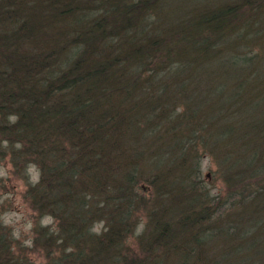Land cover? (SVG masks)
Wrapping results in <instances>:
<instances>
[{"label":"trees","instance_id":"1","mask_svg":"<svg viewBox=\"0 0 264 264\" xmlns=\"http://www.w3.org/2000/svg\"><path fill=\"white\" fill-rule=\"evenodd\" d=\"M162 1L0 0V136L7 142V148L0 146V157L10 149L14 166L24 170L34 163L39 168L37 181L25 193L38 215L54 219L34 228L33 242L48 252L45 264H247L245 255L255 245L264 264L260 231L253 233L254 243L247 248L243 242L237 248L220 244L235 241L219 236L226 223L205 228L209 208L197 207H205L206 198L193 193L182 201L189 206L182 207L175 197L185 193L182 183L168 185L169 179H163L157 196H165L168 204L149 206L140 250L124 240L138 225L137 199L128 192L129 184L103 187L107 197L100 200L101 177L114 183L111 179L120 174L115 169L122 171L127 156L136 157L133 138L120 144L123 129L137 127L147 116L146 122L157 120L158 130L169 118L182 116L175 118L157 103L147 110L156 91L172 88L180 93L201 83L191 75L193 68L218 64L216 52L224 44L226 68L249 67L248 56L233 51L259 34L263 21L246 7L264 0H177L184 9L193 6L171 25L165 12L169 3ZM179 35L183 44L168 48ZM155 50H166L175 60L159 75L158 63L151 62ZM159 76L163 85L157 84ZM144 94L146 116H136L138 96ZM126 103L133 107L127 110ZM228 131L224 127L213 135L219 145L232 134ZM163 156L157 155L160 163ZM169 206L177 208L175 213H169ZM99 221L106 222L105 229H96ZM16 240L0 216V264H34ZM216 248L220 252H209ZM218 253L222 256L216 260Z\"/></svg>","mask_w":264,"mask_h":264},{"label":"rangeland","instance_id":"2","mask_svg":"<svg viewBox=\"0 0 264 264\" xmlns=\"http://www.w3.org/2000/svg\"><path fill=\"white\" fill-rule=\"evenodd\" d=\"M161 4L166 6L165 12L170 16L171 25H175L181 14L193 6L184 9L183 3L178 6L177 0H163ZM198 4L195 3L194 6L197 7ZM260 4H263L261 8L258 7ZM246 9L249 15L257 17V21L260 18L263 20L258 25L259 34L253 35L250 38L252 40L244 45L242 42L237 44L233 51L241 57L247 55L249 63L246 66L249 67L226 68L224 59L227 55L223 51L226 50V44L222 45L216 52L218 64L210 65L205 62L194 69L196 82L201 83L190 84L188 91L180 93L169 88L161 99H158L157 104L163 102L166 113L175 115V118L176 114L182 115L176 120L169 118L166 124H163L164 127L160 126L158 130L154 129L156 119L150 118V121L146 122V106L148 105L149 110L154 103L146 104V94L138 96L137 104L141 106L138 107L136 116L146 117L138 121L137 127H134L135 123L133 128H124L122 135L126 137L123 136L120 143L130 144L129 137L133 138V147L137 149L136 157L132 160L127 156L122 163V171L120 168L115 169L120 174L114 183L108 184L109 180L101 177L104 185L101 183L100 192V200L103 202L106 196L103 187L121 185L120 182L125 181L129 184L128 192L135 193L137 204L134 214L138 225L134 232L124 238L134 250H140L139 239L145 234L144 230L150 218L149 206L168 204L165 196H157L160 193L158 187L162 185L164 178L169 179L168 185L171 181L182 183V189H186L183 195H175L182 207L189 206L187 201H182L193 193H200L206 198L205 207H197L204 210L209 208L203 222L204 227L211 229L219 226V222L226 223V228L231 230L226 231V228L219 227L222 230L219 236L235 240L222 238L225 241L220 244L228 247L233 243L237 248L243 242V247L247 248L246 246L254 243L251 239L254 232L260 231L264 237V1ZM165 12L163 10V14ZM227 73L230 74L228 79ZM156 92L160 95L161 90ZM200 102L205 103L206 107L200 108ZM132 107L129 103L125 105L127 110ZM211 121L213 123H210ZM224 127L232 134L228 136L226 133V139L219 145L213 135H220ZM218 140L220 141V138ZM6 144L0 136L2 149L7 148ZM159 152L164 155V163H160L157 158ZM12 156L13 151L8 149L5 155L0 157V216L10 227L13 237L18 241L17 245L20 243L19 245L27 248L34 264H45L48 252L33 242L34 228L39 224L48 225L54 219L44 213L38 215L25 193L30 182L37 181L39 168L34 163H28L24 165L25 169L21 170V165L14 166ZM190 180L193 181L192 184H189ZM169 207L170 214L177 210L173 206ZM113 211L112 206L110 213ZM103 214L104 212L101 213L102 216ZM105 225L106 222L103 221L95 224L96 229L102 226L105 229ZM209 252L213 254L220 251L216 248ZM227 252L226 248V254ZM262 255L258 253L256 245L249 248L245 255L246 263L261 264ZM221 256L222 254L218 253L214 259L219 260Z\"/></svg>","mask_w":264,"mask_h":264},{"label":"bare ground","instance_id":"3","mask_svg":"<svg viewBox=\"0 0 264 264\" xmlns=\"http://www.w3.org/2000/svg\"><path fill=\"white\" fill-rule=\"evenodd\" d=\"M229 2H232V1H229ZM181 39L182 37L179 35V36H174L169 44H168V48H174L176 46H180L181 44H183V42L181 43ZM171 44V45H170ZM154 47H156V45H154ZM154 53V52H153ZM170 58L171 61H170ZM170 62H169V61ZM154 62V63H158L159 67H157V69L155 70L156 74L159 73L165 69V67H167V69H169L170 67H172L173 65H171V63H173L175 60L174 58L172 57L171 54H168V52L166 50H155V54L151 60V62ZM195 68H193V73L191 75H196V71L194 70ZM197 77H194V79H196ZM159 85H163L164 84V79L163 77H160L157 79ZM148 93V92H147ZM164 94H163V91L161 90V93L159 95V93L156 92V94L153 96L155 97L156 99L152 100V103H159V100L158 99H161V98H158V97H162ZM164 103L162 102V105L163 106ZM114 181V179H111V182Z\"/></svg>","mask_w":264,"mask_h":264}]
</instances>
